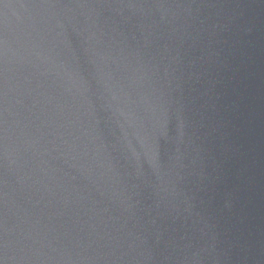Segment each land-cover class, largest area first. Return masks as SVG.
Instances as JSON below:
<instances>
[{
  "label": "water",
  "instance_id": "95a60500",
  "mask_svg": "<svg viewBox=\"0 0 264 264\" xmlns=\"http://www.w3.org/2000/svg\"><path fill=\"white\" fill-rule=\"evenodd\" d=\"M0 264H264V0H0Z\"/></svg>",
  "mask_w": 264,
  "mask_h": 264
}]
</instances>
